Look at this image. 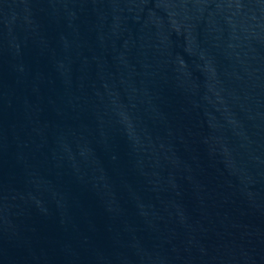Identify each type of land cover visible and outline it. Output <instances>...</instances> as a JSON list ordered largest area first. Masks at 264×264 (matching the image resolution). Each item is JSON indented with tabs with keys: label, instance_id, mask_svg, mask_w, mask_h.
I'll list each match as a JSON object with an SVG mask.
<instances>
[{
	"label": "water",
	"instance_id": "1",
	"mask_svg": "<svg viewBox=\"0 0 264 264\" xmlns=\"http://www.w3.org/2000/svg\"><path fill=\"white\" fill-rule=\"evenodd\" d=\"M0 264H264V0H0Z\"/></svg>",
	"mask_w": 264,
	"mask_h": 264
}]
</instances>
